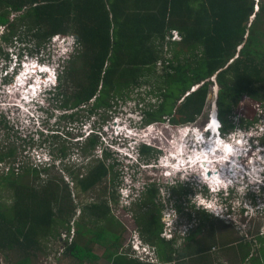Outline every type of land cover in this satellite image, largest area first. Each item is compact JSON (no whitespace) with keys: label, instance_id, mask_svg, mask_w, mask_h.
<instances>
[{"label":"trees","instance_id":"trees-1","mask_svg":"<svg viewBox=\"0 0 264 264\" xmlns=\"http://www.w3.org/2000/svg\"><path fill=\"white\" fill-rule=\"evenodd\" d=\"M1 26L0 57L5 58H9L7 48L17 44L21 45L16 57H22L45 50L57 34L75 38V51L66 61L57 86L49 92L61 101L59 108L69 124L83 122L78 110L86 108L89 116L110 111L118 99L143 86L150 88L155 101H148L141 109L142 124L195 122L214 83L219 87L217 108L222 132L236 128L235 108L244 96L264 101L263 1L0 0ZM169 32L178 33L179 38L172 39ZM8 77L4 83L13 76ZM260 120L255 117L245 123L241 119L240 126L249 127ZM0 124L7 134L13 128L4 116ZM99 132L76 139L73 148L85 153L102 147ZM4 134L0 165L8 166L0 170V188L12 192L13 204L8 207L0 203V252L8 264H35L39 253L50 247L47 241L59 238L64 230L63 248H57L54 257L59 259L64 254L73 258V264L96 258L94 242L104 246L109 264H221L210 259V248L216 241L206 246L198 239L204 229L200 225L187 235L182 249L174 247V238L162 236L163 205L155 182L142 191L137 189L130 210L140 237L153 246L156 261H144L133 249L123 248L124 226L110 205L118 202V161L112 160L105 146L102 157L84 173L69 169L80 192L88 193L99 186L103 190L100 198L78 205L68 183L58 181L53 174V159L23 165L19 172L18 143ZM140 149L143 162L158 156L159 150L153 145L143 143ZM67 150L62 149V158ZM108 177L111 186L104 185ZM166 192V199L171 200L174 193L182 197L189 189L179 183ZM78 206L79 219L74 220ZM176 207L179 212L184 210L180 204ZM194 212L192 220L196 222L199 215L209 224L214 239L212 214L204 209ZM188 215L192 217L191 212ZM257 237L262 246L257 249L259 254L250 257V264H264V234ZM222 241L227 247L235 239ZM251 245L252 240H242L233 247L245 261ZM14 253L19 255L16 260Z\"/></svg>","mask_w":264,"mask_h":264},{"label":"rangeland","instance_id":"rangeland-1","mask_svg":"<svg viewBox=\"0 0 264 264\" xmlns=\"http://www.w3.org/2000/svg\"><path fill=\"white\" fill-rule=\"evenodd\" d=\"M256 1L257 3H260L261 1L264 2V0ZM3 30L4 26L0 27V31L2 32ZM172 33V39L179 38L178 33ZM72 42L74 43V39L70 34L55 36L45 50L32 56H40L50 65L51 72L43 71L42 74H39L43 75L41 78L37 79L40 84L42 81L45 84L48 80H54L55 71L53 64H56L59 57L58 55H61L64 52L67 53L69 47H71L70 52H72L74 46ZM70 43L71 46H69ZM20 45L21 44H17L16 47L13 46L7 48L9 51V58H5V56H1L0 58V118L4 116L7 118L8 124L13 126L12 130L7 134V130L2 127V124H0V146L3 144V139L6 138L4 133L8 135V138L16 140L20 149L18 153L19 161L21 162H19L21 167L19 172L22 171L23 165L31 163L44 164L50 162V159H53L55 167L52 172L56 175L55 177L58 181L68 183L73 192L72 198L74 199V202L78 203V205L91 202L103 195L102 187L99 186L94 189V191L88 193L80 192L74 184L73 176L70 174L69 169L84 173L95 163V159L102 157L103 146H105L107 150L111 152L112 160L118 161V164L115 166V169L119 172L118 180L121 182L120 186L116 188L118 202L115 204L111 202L110 205L112 213L124 226L122 235V245L124 249L131 248L135 251L134 248L136 246L141 253L146 249H153L150 244L144 242L140 237L133 213L130 210V202L133 199L132 188H134L135 195L137 194V189L138 191H142L147 184L155 182L159 187L160 197L158 200L161 201V205H163L162 221L165 224V232L164 230L163 232L169 237L171 236V238L173 237L175 239L174 247L182 249L185 245V238L187 235L195 231L200 225L204 229H202L197 235L198 239L206 246H208L211 241H216V244L210 248V259L213 261H220L221 264L237 263V260L235 262L231 261V259L234 260L236 258L233 257L236 255V249L222 246V240L227 238H234L235 240L243 239V241L252 240V250L254 248L257 253V249L260 247L261 243L258 242L257 239L255 240V238L258 235L264 234V192L261 193L258 185L254 182L256 179H260V175H263L257 171V168H259L261 160L264 159V151L262 150V147L255 149L250 148L254 143L253 141H250L247 144L248 137L243 134L246 133L244 129L247 127L240 126V124L241 119L242 122L245 123L248 121L252 122L255 117L264 120V101H256L248 96H244L235 108L236 115L234 119L237 127L236 130H232L234 133H232V131H220L222 138L218 137L216 134L214 135L212 129V134L206 130L210 127L213 128V121L216 122L217 120H213V118L216 117L218 110L217 96L219 87L216 83H214L211 88L212 95L208 96L203 113L192 123L174 125L168 121L154 122L146 128L145 125L141 123V109H144V106L148 101L154 103L155 99L150 88L143 86L141 88H136L128 97L118 99L110 111L105 112L104 110H101V112L94 116L93 114L89 116L86 108L78 110V117L79 119L82 118L83 122L69 124L67 118H64L62 115L64 111L62 108H59L61 101H58L53 96L47 95V98L45 99L43 95L41 99L45 100H39V105L27 104L24 102L23 96L27 98H31V96L25 91L26 87L20 89L21 84L29 78V75H27V77L25 75L23 63L21 60L19 61V58H16L17 52L20 50ZM27 56L31 57L30 54L24 53L21 59L24 61ZM69 56H71L70 53L64 55L65 58H69ZM17 63H20V68L22 66L20 69L21 73H17L18 75L13 76L12 80L4 83L3 81L5 78H9L8 76L13 75L11 74L13 73L12 69ZM7 66H10V68L7 69ZM44 70H48V66H46ZM7 72L10 73L7 74ZM50 83L51 81L48 82L47 88L50 85L49 88L53 86ZM68 112H70V110H68ZM211 121L212 123H210ZM93 122H95V125L98 124L103 126L101 128V132L103 133V137L101 136L102 147L99 146L93 151L89 149L85 153L80 150H75L73 148L75 140L78 138L82 139V137H84L83 134H86L85 131L89 130ZM71 126L74 127L73 130ZM254 128H256V126ZM201 133L204 134L203 137ZM197 134L201 136L198 137L199 135L197 136ZM237 135H240L237 139L241 140L239 144L242 148L240 149L241 154L244 156L248 154L247 157H249L250 160H254L256 163L259 157L262 158L259 160V163L253 164V167L255 168L253 171L250 169L247 170V172H250L253 181V183H251L253 193H257V195H254L255 206L250 202L252 197L248 195L247 192H244L240 195L237 194V197H234L235 195L230 197L229 202L223 207V218L216 217L210 212L212 214V220L216 224L214 228L215 238L213 239L208 227L209 224L204 223L199 215H197V218L199 219H197L196 222L192 220L194 219L193 215L195 216L194 208H191L192 204H194L197 209H203V207L198 208L199 206L197 204L205 201L206 205H208L207 203L211 202H207L208 199L206 201L203 198V195L206 197L204 189H207V187H204L200 175L203 179H208H206L205 175L201 173V170L203 169L202 166H200V164L194 167L190 166L189 168L195 170L194 173L191 172L192 170L190 171L188 168H185V171L183 172L184 174H182L181 171L179 173V169L175 168V166H180L181 162L184 163L187 159L186 157L189 155V158H191L192 154H201V152L205 151L206 147L209 146L208 144L213 142L217 144L215 147L218 149L217 153L220 156H224V148L226 146L233 149L234 152L232 153V160L230 159V161H232L230 163V168H232L231 164L234 163V160H236L235 162L236 164L238 163L239 166L247 168V166H249L247 157L241 158L237 156ZM195 136H197L198 139H196ZM111 139L115 143L111 144ZM131 139L136 141L144 139V141L154 145L159 150L157 152L158 156L148 163L143 162L140 159L138 161L130 159L126 152L132 151V148L128 147V141ZM205 139L206 143L204 144L203 140ZM133 144L135 145V142ZM184 145L186 148L183 147ZM64 147H67L68 149L66 151L67 156L62 158V149ZM200 150L202 151L200 152ZM134 156H136V154ZM211 156V158H215L214 153H212ZM174 157H178L176 158V163L175 160H165V158ZM215 159H217L215 162L225 169L222 171L224 173L218 171V174L222 177L225 175L228 165H225L226 161L222 163L221 161H218V158ZM164 163L173 165L174 169L177 170L173 172L168 168L167 174L170 173V176L166 177L164 175L165 168L161 166V164ZM7 166L8 165L4 167L3 165H0V170H6ZM213 170H219V168L216 166ZM234 172H239V174L242 173L239 169L238 171L234 170ZM228 173L231 172L229 171ZM64 182L62 183L64 184ZM174 183H177V185H174ZM179 183L189 189L188 194L180 197L178 194L174 193L171 200L166 199L167 196H164V191H166L169 186L177 188ZM105 184L111 186V177L106 179L104 185ZM257 184H259V182ZM110 191L111 189L109 192ZM0 203L5 206L13 204L12 192L8 191L7 188H0ZM176 204L182 205L184 210L179 212ZM256 204H259L260 206L258 210H256ZM187 206L189 208L186 209ZM246 207H249L250 210ZM226 208L230 213L226 211ZM79 209L80 206L77 207V213L74 220L77 218L79 219ZM252 210H254V215L246 216ZM190 212L192 216L191 218H189L188 215ZM179 226H181V232L178 231ZM63 232H65V230ZM64 234L65 233L60 234V237L58 236L59 238L57 239H50L47 241V246L49 247L51 244L50 247L47 248L45 253H39V257L35 261V264H73V258L67 257L64 254L59 257V259L54 257V251L57 248L60 250L63 248ZM141 243V246H137ZM104 250V246L101 245V242H94L93 253L96 255V258L85 259L83 264H109L103 254ZM1 253L2 252H0V257L2 258H0V264H8V261ZM151 253H154V249ZM18 256L17 253H14L13 259H18ZM154 256H156L155 253ZM225 258L227 262H225ZM227 258H229L230 261Z\"/></svg>","mask_w":264,"mask_h":264},{"label":"clouds","instance_id":"clouds-1","mask_svg":"<svg viewBox=\"0 0 264 264\" xmlns=\"http://www.w3.org/2000/svg\"><path fill=\"white\" fill-rule=\"evenodd\" d=\"M2 27V26H1ZM1 32V31H0ZM58 35H62V34H57L55 36H58ZM54 36V37H55ZM72 36V35H71ZM53 37V38H54ZM73 37V36H72ZM74 39V43H73V50L72 52H70V48L67 49V53L64 52L62 53L61 55H58V60L56 61V64H53L54 66V80H48L51 81L50 84H52L53 86L51 88H47V85H48V82L44 84V82L42 81L41 84L37 81V79L41 78L43 75H39V74H42L43 71H47V72H51V69H50V65L47 64L40 56H36V57H32L33 55H31V57L27 56L26 57V60H22L21 58L23 57H16V58H19V61L21 60V62L23 63V70L25 71V75L27 77V75H29V78H27L28 80L23 82L21 84V88L20 89H24L25 87V91H27V93L30 94L31 98H27L25 96H23V99H24V102H26L27 104H34V105H39V100H42L44 101L46 98H47V95H50L49 92L54 90L55 86H57V82H58V79H59V75L63 72L65 66H66V61L69 59L65 58L64 55H67L68 53L72 54L74 51H75V48L77 46V43H76V40L75 38L73 37ZM71 46V43L70 45ZM70 57V56H69ZM48 66V70H44V68ZM10 68V66L8 67L7 66V69ZM22 68V66H21ZM20 63H17L16 65H14V68L12 69V72L11 74L13 75H10V76H15V75H18L17 73H21L20 72ZM6 69V70H7ZM10 72H7V74H9ZM38 75V76H37ZM215 78V77H214ZM23 84H24V87H23ZM40 84V85H38ZM45 97V99H41L42 97ZM51 96V95H50ZM94 116V114H93ZM216 123H215V128H207L206 130L209 131L210 134H212L211 132V129L213 130V134L217 135L218 137H221V128H222V124H221V121L218 117V110H217V113H216ZM212 120V119H211ZM218 122V124H217ZM141 123H142V117H141ZM212 123V121L210 122ZM145 127H149L151 124H144ZM256 126V128H254ZM103 126L102 125H98L96 124L95 125V122H93V124L90 126L89 130L88 131H85L86 134L84 135L83 133V138H85L86 136H90V134L92 133H95V132H98V131H101V128ZM100 128V129H99ZM237 128V127H236ZM235 128V130H236ZM246 131V133H243L244 135H246L248 137V140H247V144L250 142V141H253V145L252 147L250 148H259V147H262L263 151H264V143H262V137L264 136V120H260L259 122H256L255 124H252L251 126L247 127L246 129H244ZM221 131V132H220ZM232 133H234V131H232ZM99 135H100V138L101 136L103 137V133L102 132H99ZM199 134H197L198 136ZM202 137H203V133H201ZM201 135H199L198 137H200ZM195 136L196 139H198V137ZM240 135H237L236 136V140H237V156L241 157V158H246V156H244L243 154H241L239 151L241 148V145L240 142L241 140L237 139L239 138ZM244 138V137H243ZM79 139V138H78ZM80 139V140H82ZM111 141V144L115 143L112 139L110 140ZM258 141V142H257ZM135 142V145L133 144ZM194 142H197V141H194ZM204 144L206 143V139L203 140ZM129 143V146L130 148H132V151L131 152H126V154L130 157V159H135V160H139L140 157H141V145L143 143L145 144H149V145H152L150 143H148L147 141H144V139H139L138 141L134 140V139H131L128 141ZM250 145V146H251ZM154 146V145H153ZM184 148H186V146L184 145L183 146ZM203 150V149H202ZM200 150V152L202 151ZM234 151H231L229 152V154L231 155L230 156V159L232 160V153ZM136 154V156H134ZM195 155L193 154L192 157H194ZM187 159L186 160H190L189 156L186 157ZM167 159H171L172 161L175 160V163H176V159L175 158H165V160ZM262 159L261 157H259L257 159V163H259V160ZM247 161H248V165L247 168H243L241 166L238 165V163L236 164L235 161H233L234 163L231 164V166H235L237 167V169H239L242 173L238 174L239 172H234V170L232 171V169L230 168V163L231 161L229 159L226 158V162H227V165H228V169L227 171H225V175H223L221 177L222 179V182L221 184H212L211 181L209 180H205L202 178V176L200 175V178H201V181L203 182V185L204 187H207V189H204V194H206V197L203 195V198L207 201V202H213V203H207L208 205H206V202H201L200 204H197L199 207L198 208H202L205 209V211H208L209 213L212 212L216 217H221L223 218L224 217V205L227 204L230 200V197L231 196H234V197H237V194L240 195L244 192H247L248 195H250L252 197V199H250L251 201V204L253 206H255V198H254V195H257L253 193V187L251 186V183H253L252 179H251V174L250 172H247L248 169H250L251 171H253L255 168L253 167V164L256 163L254 160H250L249 157H247ZM256 163V164H257ZM190 164L191 163H187V164H181L180 166H183L182 168L179 169V173L180 171L182 172V174H184L183 172L185 171V168H188V170H192L190 167ZM161 166H163L165 168V176L168 177L170 176V173L167 174V169L170 168L173 172L176 171L177 169H174V166L173 165H169V164H161ZM231 172V173H228V172ZM257 171L260 173V174H263V175H260V179H256L254 183H256V185H258L261 193L264 192V159L261 160V163H259V168H257ZM191 172L194 173V171L192 170ZM208 173V172H207ZM244 173V174H243ZM259 182V184H257ZM177 184V183H174V185ZM170 187V186H169ZM168 189V188H167ZM132 190V198H134V188L131 189ZM164 196H167V192L164 191ZM129 196V195H128ZM233 197V198H234ZM194 203V201H193ZM218 205V206H217ZM196 206L194 204H192V207L191 208H194V211H196L197 208H195ZM248 210H250L249 207H246ZM260 208L259 204H256V210H258ZM197 210H202V209H197ZM226 211L229 212V210L226 208ZM254 210H252L250 213H248L246 216L250 215H254ZM230 213V212H229ZM249 216V217H250ZM165 232V230H164ZM162 232V236L166 237V239L168 238L169 239H172L171 236L169 237L168 235H166V233ZM164 234V235H163ZM133 244V243H132ZM142 245V243L140 244V246ZM153 248V246H152ZM135 252L137 253L139 251V248L135 246ZM154 249V248H153ZM153 249H150V250H145L142 255H144V261H154L155 260V256H154V253H151Z\"/></svg>","mask_w":264,"mask_h":264},{"label":"bare ground","instance_id":"bare-ground-1","mask_svg":"<svg viewBox=\"0 0 264 264\" xmlns=\"http://www.w3.org/2000/svg\"><path fill=\"white\" fill-rule=\"evenodd\" d=\"M217 118L214 117L213 120H216ZM212 120V121H213ZM214 122V125H212L213 128H215V121ZM221 141V140H220ZM209 146L206 147L205 151L201 152V154H198V155H195L193 158L191 157L190 160H186L184 163L181 162L180 164H187V163H191L190 166L191 167H194V166H197L200 164V166H202V170H201V173H203L206 177V179H208L209 181H211V183H214V184H221L222 182V179H221V176L218 174V171L221 173L223 170V167H221L220 165H218L215 161H217V159L215 158H218V161H221L222 163L226 161V158L230 160V154L229 152L233 151V149L231 147H228L226 146L224 148L225 150V154L224 156H220L218 153H217V148L215 147V145H217L216 143H213V142H210L208 144ZM230 146V145H229ZM193 151V150H192ZM240 152V151H239ZM214 153V156L215 158H211V154ZM193 155V154H192ZM190 156V155H189ZM175 159L178 158V157H174ZM234 160V159H233ZM236 161V160H234ZM232 162V161H231ZM225 165L227 166L226 162H225ZM218 167L219 170H213V168L215 167ZM225 166V167H226ZM183 166H175V168H182ZM232 168V171L235 170V171H238V169L235 167V166H231ZM228 168V167H227ZM208 172V173H207ZM224 173V172H222ZM239 174V173H238ZM219 175V176H218ZM222 175V174H221Z\"/></svg>","mask_w":264,"mask_h":264},{"label":"flooded vegetation","instance_id":"flooded-vegetation-1","mask_svg":"<svg viewBox=\"0 0 264 264\" xmlns=\"http://www.w3.org/2000/svg\"><path fill=\"white\" fill-rule=\"evenodd\" d=\"M0 58H1V57H0ZM188 161H189V160H188ZM189 163H190V162H189ZM193 171H195V170H193ZM187 208H189V207L187 206L186 209H187ZM180 227H181V226H179V229H178L179 232H181ZM258 236H259V235H258ZM256 239L258 240V242L261 243V241L258 239V237H256L255 240H256ZM242 240H243V239L235 240V241H233V243L230 244L231 246L229 245V246H227L226 248H228V247H229V248H230V247L234 248L233 246H235V244L238 245V243H239L240 241H242ZM261 246H262V244L260 245V247H261ZM212 247H213V246H212ZM252 247H253V244L251 245V248H252ZM235 248H236V247H235ZM236 251H238L237 248H236ZM236 251H235V252H236ZM253 254L257 255V254H259V253H258V252L256 253L255 250H254V248H253V250H251L250 254L248 255V258H247L245 261H243V260H241V256H240L239 252H238V253L236 252V255L233 256V257H236V258H235L234 260L231 259V261H234V262H235V261L237 260V263H235V264H250V262H251V258H250V257H251ZM249 258H250V259H249ZM227 259L230 261L229 258H227ZM225 262H227L226 258H225Z\"/></svg>","mask_w":264,"mask_h":264},{"label":"built area","instance_id":"built-area-1","mask_svg":"<svg viewBox=\"0 0 264 264\" xmlns=\"http://www.w3.org/2000/svg\"><path fill=\"white\" fill-rule=\"evenodd\" d=\"M63 233H65L64 236L66 237L67 236V233L66 232H62V234ZM72 236H73V231H71V234L69 235V239H71ZM137 246H140V244H138ZM136 255H138L141 259H144V255H142V253L139 252V251L136 253Z\"/></svg>","mask_w":264,"mask_h":264},{"label":"water","instance_id":"water-1","mask_svg":"<svg viewBox=\"0 0 264 264\" xmlns=\"http://www.w3.org/2000/svg\"><path fill=\"white\" fill-rule=\"evenodd\" d=\"M173 33L169 32V36L172 37ZM212 95V93L210 92L208 96Z\"/></svg>","mask_w":264,"mask_h":264}]
</instances>
